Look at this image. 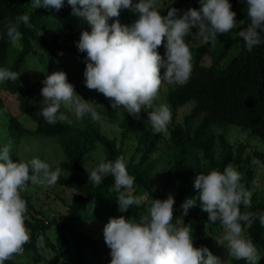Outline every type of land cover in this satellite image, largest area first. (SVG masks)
Segmentation results:
<instances>
[{"label":"trees","instance_id":"1","mask_svg":"<svg viewBox=\"0 0 264 264\" xmlns=\"http://www.w3.org/2000/svg\"><path fill=\"white\" fill-rule=\"evenodd\" d=\"M193 1H165V4H161L162 14L166 15L169 7H175L180 10V15L185 5ZM229 2L236 12L237 26L230 33L218 34L215 46L211 42H203L196 47L189 81L184 86L175 84L166 93L172 122L168 126L169 143L165 145L164 153L170 165L171 178L164 182L160 191L154 186L158 164L152 155L160 151L163 134L154 132L153 128L139 118H126L124 121L113 118V122L124 130L123 140L131 134L136 137V146L130 155H127L123 144L103 134L99 125L85 127L67 121L49 124L39 114L35 119L27 116L22 119L30 123L33 119L36 121L34 127L25 125L18 115H11L9 130L12 138L20 142L24 135L54 137L59 140L64 154L78 170H83L82 158L95 151L98 144L103 148L106 162L124 156L129 174L135 177L132 194L140 195L143 191L150 199H166L171 194L175 200L173 223L177 226L189 224L194 246H206L214 254L215 236L223 229L222 225L219 221H208L207 213L200 215L190 209L187 217L196 219L197 226L190 224L188 219L178 223L177 218L183 212L181 204L187 195L198 194L194 181L199 172L207 174L214 168L223 171L226 165L233 162L237 171L242 174L241 183L252 191L255 188L257 167V162L246 154L243 144L235 149L226 134L222 132L217 135L214 127L226 129L236 125L248 128L253 135L264 140V43L254 47L252 51L247 50L243 38L238 35L250 23L246 0ZM130 12L136 19V14L131 10ZM24 13H29L31 27L21 23V39L13 44L7 37V27L10 22L15 23L18 15ZM68 16L76 17L72 15L71 7H63L59 11L43 7L31 9V0H0V68H7L19 75L16 81L7 80L0 83V86L16 94L21 115L30 116L42 99V83L39 78L30 79L29 73L31 78L36 73L45 78L55 71V65L63 53L78 57L82 66L76 68L77 71L72 70L77 75H71L68 70L63 69L68 81L74 85L82 81L87 54L78 50L77 40L82 31L91 29L83 26L76 30L74 24L66 23ZM53 19L65 22L66 27L62 25L61 28L59 25L55 28ZM261 38L264 41V33ZM158 51L164 56L166 49L163 44ZM163 71L161 69V73ZM190 101L195 102V107L180 120L179 108ZM2 102L0 97V105ZM61 111L63 112V108ZM2 148L0 142V149ZM253 154L264 165V153L254 150ZM54 186H66L75 190L67 212L45 218L43 212L33 205V197L29 193H23L30 218L26 220V224L31 229V240L24 245L23 255L5 261V264H18L20 259H26L27 264H45L50 261V254L55 257L51 259L52 264H90V257L108 255L111 250L105 243L103 232L100 235L90 233L85 228L86 223L92 221L104 228L110 217H138L147 207L146 204L132 206L124 213L119 212L118 193L111 175L104 177L99 185L79 174L72 177L59 176ZM46 192L50 195L53 191L47 187ZM240 211L264 212V200L260 201L254 195L251 207L241 205ZM245 234L262 256L264 226H261L258 218L253 220L250 227L245 225ZM39 237H43V244L40 246L37 245ZM229 264L248 262L233 258ZM258 264H264V261L259 260Z\"/></svg>","mask_w":264,"mask_h":264},{"label":"clouds","instance_id":"2","mask_svg":"<svg viewBox=\"0 0 264 264\" xmlns=\"http://www.w3.org/2000/svg\"><path fill=\"white\" fill-rule=\"evenodd\" d=\"M64 2L31 0V9L43 7L59 11ZM67 3L72 15L86 21L91 29L82 31L77 42L78 50L87 54L86 87L108 98L115 111L123 108L138 117L141 110H145L154 132L165 135L172 122L171 109L163 103L154 107V101L165 83L184 86L189 81L193 64L186 38L192 34V28L198 29L196 35L202 37L203 42L215 46L218 34L230 33L237 26L236 12L229 0H200V9L189 8L182 15H178L180 10L175 7H169L167 14H162L159 0H136L135 3L133 0H67ZM246 5L250 23L238 35L243 38L247 50L252 51L264 43L261 38L264 0H246ZM121 9H130L136 14L133 23L119 21ZM110 18L117 19L109 23ZM29 20V13H24L15 18V23H9L7 37L13 44L21 39L19 25L31 27ZM162 44L166 49L164 56L158 51ZM18 77L16 72L0 68V83L16 81ZM42 83L43 100L38 114L47 123H71L61 111L62 107L70 106L76 120L86 115L93 121L100 119L97 103L83 99L63 70L47 74ZM11 148L9 141L0 149V264L23 255L24 245L31 240V229L26 224L30 219L27 201L22 193L29 183L54 186L61 172L60 167L53 170L39 158L14 160ZM87 172L89 182L95 185L109 175L114 178L119 212L147 204L138 217H110L104 225V240L111 250L109 264H224L208 247L194 246L189 224L177 226L173 223L175 200L171 194L166 199L152 198L150 201L132 194L135 177L129 174L124 156L114 161H101ZM241 179L242 174L228 164L223 171L214 168L207 174L199 172L194 188L201 210L208 214L207 220L219 221L225 230L222 239H216L217 243L226 246L235 259L258 264L261 256L245 234V225L250 227L258 218L264 226V212L240 211L241 205L251 207L252 197ZM195 203L196 198L186 199L181 204L183 215H187ZM42 244L43 237H39L37 245Z\"/></svg>","mask_w":264,"mask_h":264},{"label":"rangeland","instance_id":"3","mask_svg":"<svg viewBox=\"0 0 264 264\" xmlns=\"http://www.w3.org/2000/svg\"><path fill=\"white\" fill-rule=\"evenodd\" d=\"M165 1L171 0H159V4H165ZM63 7H71L68 5L67 0L64 2ZM62 7V8H63ZM189 8H201V3L198 0H194L193 2L187 3L185 8L182 10L180 15L183 14ZM52 19V17H50ZM66 19L67 24H74L76 30L81 29L83 26L86 28H90V25L86 21H81L78 17L68 16ZM50 19V20H51ZM114 19L117 18H110L109 23H112ZM119 21L122 24H131L134 22V17L132 16L129 9H121L120 15L118 17ZM53 26L58 28L59 25L62 28V25L66 27V23H62L58 19H53ZM64 27V29H65ZM192 34L187 37V42L190 46V50L192 52V62L194 61V54L195 48L198 47L200 44L203 43V38L196 35L198 29L193 27ZM80 39V37H79ZM79 40H77L78 42ZM233 50V49H232ZM231 50V51H232ZM210 61V58H209ZM75 66V67H74ZM80 60L75 55L71 56L70 53H63L60 55L58 62L55 65V71L58 70H68L71 75H77L76 68H81ZM86 68V67H83ZM71 71H70V70ZM76 71H72V70ZM64 71V70H63ZM65 72V71H64ZM32 74V73H31ZM30 79L39 80L41 83L45 78L41 77L39 73H36L32 76L29 73ZM72 83L71 81H69ZM74 85V83H72ZM175 84H167L165 83L162 85L160 89V93L158 98L154 101V107L159 106L160 104H167L166 102V93L171 89ZM42 86L43 83H42ZM75 91L85 100H93L97 104L95 105L97 112L99 113L100 119L93 121L90 115H86L82 120H76L73 116L72 107L63 108V112L69 117L72 124H80L85 127L89 125H99L103 134L107 135L108 137L115 139L119 144H123V147L127 150V155H130L135 146H136V137L131 134L126 140L122 139L123 136V129L113 122V118L119 120H124L128 117L139 118L143 121L148 127H151V124L148 123V114L145 110H141L138 117H135L125 111L123 108L115 111L111 108V101L106 98L103 94L99 93L96 90H89L85 85V78L84 75L82 76V81L75 83ZM0 97L3 100L2 104L0 105V142L2 146L6 145L9 141H11L12 148H11V155L13 159H24L30 160L32 158H39L42 161L46 162L50 165V167L54 170L57 167L61 168V172L59 176L64 177H72L75 174L81 175L83 178L89 180V173L93 168L98 166L101 161L106 162V156L103 151L102 146L98 144L95 151L86 154L81 160V166L83 170H78L74 166L73 162L70 161L62 150L61 143L58 139L54 137L48 136H39V135H24L20 142L16 141L12 138L9 130V122L11 115H18L19 118L22 120L23 117H30V118H37V114L39 112V108L41 107V101L39 102L38 108L35 109L30 116L23 114L21 115L19 109V103L16 94H13L9 91H6L4 88L0 86ZM195 107V102L190 101L183 107L179 108L178 116L180 120L189 113ZM200 118H203L201 116ZM199 118V119H200ZM23 121L27 126H36V121ZM135 126V125H134ZM215 133L218 135L222 132L226 134L228 141L234 146L235 149L238 148L240 144H243L246 149V154L250 155L254 161L257 162V167L255 171V188L251 191L252 197L255 195L256 198L260 201L264 200V165L258 161L257 157L253 154L254 150L261 151L264 153V140L258 136H255L251 133V130L248 128H242L236 125H231L226 129L216 126L214 127ZM163 134V133H162ZM169 135L163 134V138L160 141L159 152L153 154L152 157L156 159L158 164V175L156 179V183L154 186L160 191L163 187L164 182H166L169 178H171L170 172V165L164 153L165 145L169 143ZM235 168L236 165L232 162ZM237 170V168H236ZM47 187H50L53 191L50 195L46 192ZM43 186L40 184H31L29 183L28 189L23 193H29L32 197L33 205L43 212L45 218H52L54 216H58L62 213H66L68 210V203L72 202L73 195L75 193L74 189H71L66 186ZM22 193V194H23ZM57 194L59 195L57 197ZM56 195V196H55ZM145 198L146 201H150L151 199L147 198V193L143 192L140 194ZM251 197V199H252ZM188 198H196L195 205L190 208L193 212H196L200 215L205 214L206 212L201 210L200 201L198 199V194H189L186 196L184 201ZM147 206V204H146ZM186 219L190 221V224L197 226L198 222L193 217H187V215H183V212L180 213L179 217L177 218L178 223H183ZM86 229L90 231V233L95 235H100L103 232V226L94 224L92 221H88L85 226ZM224 228L221 229L220 233L215 236L214 242V255H217L224 261V264H229L230 260L233 259L231 255H229L227 247L220 245L217 243V240L222 239L224 235ZM54 235V232L52 233ZM217 239V240H216ZM48 258L50 261L45 264H52V260L55 259L53 254ZM52 259V260H51ZM111 260L110 253L108 255H101L96 257H90V264H109ZM262 261H264V254L261 256ZM18 264H27L26 259H20L17 261Z\"/></svg>","mask_w":264,"mask_h":264}]
</instances>
